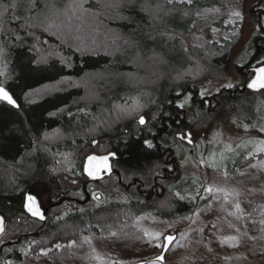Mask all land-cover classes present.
<instances>
[{
	"label": "trees",
	"instance_id": "16d2710c",
	"mask_svg": "<svg viewBox=\"0 0 264 264\" xmlns=\"http://www.w3.org/2000/svg\"><path fill=\"white\" fill-rule=\"evenodd\" d=\"M232 1L0 0V86L19 105L16 112L0 102V215L5 219L0 262H20L27 246L35 255L143 215L169 221L192 213L195 203L187 195L196 184L170 182L183 157L175 136L212 111L221 115L236 107L241 119L253 124V135L262 138L257 118H264V93L244 90L247 70L264 64V29L257 19V33L235 61L230 56L235 42L192 49L184 43L200 12ZM230 65L239 83L200 99L196 70L216 81ZM48 88L53 90L44 95ZM187 96L189 105L180 107ZM137 103L148 116L142 127L128 115ZM103 117L110 123L100 128ZM54 132L66 139L44 147V137ZM94 142L124 159L114 164L117 174L110 180L84 187L82 163L71 172L50 169L55 153L89 150ZM216 153L228 158V173L255 160L246 149ZM70 180L80 183L73 186ZM39 185L51 193L42 201L45 225L29 219L21 207L25 191ZM96 193L111 198L123 193L127 200L102 202ZM246 261L264 264V250H254Z\"/></svg>",
	"mask_w": 264,
	"mask_h": 264
},
{
	"label": "rangeland",
	"instance_id": "374dc122",
	"mask_svg": "<svg viewBox=\"0 0 264 264\" xmlns=\"http://www.w3.org/2000/svg\"><path fill=\"white\" fill-rule=\"evenodd\" d=\"M235 12L240 15H233ZM198 17V23L184 40L186 49L203 48L212 42L220 45L235 42L230 55L235 61L243 55L257 33L255 23L258 21L264 29V0H234L227 6L204 10ZM219 22L221 25H216ZM194 75L193 79L200 82L197 93L200 99L230 89L240 81L239 74L231 65L216 81L205 79L197 70ZM228 84L232 87H226ZM140 85L152 86L149 82ZM52 90L48 88L42 93L46 95ZM189 100L187 96L178 105L188 106ZM143 108L141 103H137L130 108L128 115L132 114L133 120L144 116L148 119ZM237 112L236 107L221 115L212 111L209 117L193 123L189 136H184L189 145L182 140L183 157L177 166V175L171 177L170 182L176 185L181 180L190 179L196 184L193 192L187 195L195 203L192 213L169 221L143 215L106 233L89 234L76 243L59 245L35 255L27 246L21 251L20 262L3 260L0 264H161L155 258L160 255L163 236L169 233L176 235L177 241L166 252L164 264H244L254 250H264V247L261 248L264 243V151L258 150V142L264 141V131H261L264 129V118L258 115V130L262 135L258 138L253 135V124H246ZM109 123L108 118L103 117L99 126L108 127ZM65 139L62 133H49L44 137L43 144L50 147ZM226 145L232 150L228 151ZM243 149L248 150V157H255L253 164L228 173V158L224 156L222 159L216 152L227 154ZM107 153L105 147L97 142L89 150L58 152L51 156L50 169L71 172L85 156ZM209 187L224 191L208 192L205 189ZM225 192L229 193L227 198ZM33 193L43 202L51 195L44 185L37 186ZM95 196L102 202L127 200L123 193H116L112 198L99 193ZM156 233L160 235L157 237Z\"/></svg>",
	"mask_w": 264,
	"mask_h": 264
},
{
	"label": "water",
	"instance_id": "95a60500",
	"mask_svg": "<svg viewBox=\"0 0 264 264\" xmlns=\"http://www.w3.org/2000/svg\"><path fill=\"white\" fill-rule=\"evenodd\" d=\"M261 68H264V64L256 67L255 69L250 70L253 73V76L249 80V82L246 84L244 90H246L247 92H250L252 94L264 93V88L253 89V88L248 87L249 83H251L252 80H254L257 77V69H261ZM3 88L5 91H7L5 87H3ZM9 95L15 101V105L9 104L6 100H3V99H0V102H3L5 104L9 105L13 110H15L17 112L19 110V105H18V103H16V100L13 98V96L10 93H9ZM144 120H145V118H144ZM137 122H138L139 126L142 127L145 125L146 120H145L144 124H141L140 123V117H139L137 119ZM89 157H96L97 159L90 161ZM105 157L107 158L106 160L101 159V158H105ZM123 160L124 159L121 158L114 151H110L104 155L90 154V155L86 156L83 159V162L81 165V174L85 180V186L84 187H86L87 184L101 183L104 180L109 179L111 176L117 174V172L115 170H113V162L117 163V162H120ZM90 168L93 171L99 169L98 174L96 176L89 175V169ZM29 196H31L35 199V201H36L35 208H38L40 214L43 216V219H41L40 216H34L31 212H29V210H28V205L30 203L28 200ZM22 197H23V206H21V207L23 209V213L29 219L34 220L41 225H45L46 221H47V214H46V210L44 209L43 202L39 198V196H37L35 193L31 192L30 190H26ZM0 218H2V220H3V231H0V238H1L5 232V229H4L5 228V219H3V217L1 215H0ZM168 236L175 237V239L172 240L171 242H169L166 239ZM175 241H177L176 235H171L170 233L164 235L162 238V249H161L160 255L158 256V257H163V259L159 260L156 257L155 261H159L161 264H164V256L167 254L166 252H168L170 250V248L175 244Z\"/></svg>",
	"mask_w": 264,
	"mask_h": 264
},
{
	"label": "snow or ice",
	"instance_id": "6c2138e0",
	"mask_svg": "<svg viewBox=\"0 0 264 264\" xmlns=\"http://www.w3.org/2000/svg\"><path fill=\"white\" fill-rule=\"evenodd\" d=\"M189 2H191V0H189ZM233 15L235 16H239L240 13L239 12H235L233 13ZM226 87H232L231 84H228L226 85ZM249 88H253V89H258V88H264V68H261V69H257V77L252 80L251 83H249L248 85ZM0 99H3V100H6L9 104H12V105H15V101L12 99V97L9 95V93L7 91L4 90V88L2 86H0ZM180 107H183V105H180ZM140 123L141 124H144L145 123V120H144V117H140ZM261 131H264V129H261ZM146 144L148 147H151V142H147L146 141ZM258 145H259V148L258 150L259 151H264V141H259L258 142ZM226 149L228 151H231V146H225ZM97 158L96 157H89V160L92 161V160H96ZM103 160H106L107 158H101ZM106 166V165H105ZM98 171L99 169L93 171L91 168L89 169V175H92V176H96L98 174ZM206 191L208 192H213V191H224V189H214L212 187H209L207 189H205ZM229 195V193L225 192V197L227 198V196ZM28 200H29V205H28V210L29 212H31L34 216H40L41 219H43V216L40 214L38 208H35V204H36V201L33 197L29 196L28 197ZM237 208H239V205L237 204ZM0 231H3V220L2 218H0ZM148 233H146L147 235ZM113 235H115V233H113ZM157 237L160 235V233H156L155 234ZM87 240V238H85ZM169 242H171L172 240L175 239V237H172V236H168L166 238ZM231 239H236L235 237H232ZM90 243V241H88ZM71 246V245H70ZM57 247H60L59 245H57ZM157 259L159 260H162L163 257H157Z\"/></svg>",
	"mask_w": 264,
	"mask_h": 264
},
{
	"label": "flooded vegetation",
	"instance_id": "af4514ba",
	"mask_svg": "<svg viewBox=\"0 0 264 264\" xmlns=\"http://www.w3.org/2000/svg\"><path fill=\"white\" fill-rule=\"evenodd\" d=\"M256 67H254V68H251V69H248L247 71V76H249V79H248V81L246 82V84L249 82V80L252 78V76H253V73L250 71V70H252V69H255ZM189 132H190V130L189 129H185L184 131H183V133H184V135H183V133H180V132H178L177 134H176V136L175 137H177L178 138V140L180 141V143H182V140L184 141V136H189ZM184 143L185 144H187V145H189L188 144V141L186 140V141H184ZM114 162H113V170H115V168H114ZM116 171V170H115ZM114 176V175H113ZM81 177H82V174H81ZM83 178V177H82ZM112 178V176L109 178V179H111ZM84 179V178H83ZM109 179H107V180H109ZM107 180H104V181H107ZM103 181V182H104ZM70 183H72L73 185H78V183H80V180H74L73 182L72 181H70ZM85 183V182H84ZM102 183V182H101ZM99 184V183H98ZM87 185H89V184H87ZM86 185V186H87Z\"/></svg>",
	"mask_w": 264,
	"mask_h": 264
}]
</instances>
